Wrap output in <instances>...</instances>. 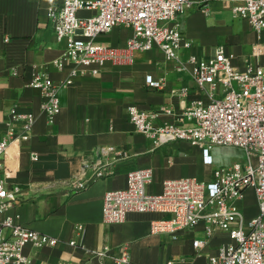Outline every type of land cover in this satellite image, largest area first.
<instances>
[{
    "label": "crops",
    "instance_id": "crops-1",
    "mask_svg": "<svg viewBox=\"0 0 264 264\" xmlns=\"http://www.w3.org/2000/svg\"><path fill=\"white\" fill-rule=\"evenodd\" d=\"M63 1L0 0V137L12 126L16 136L23 131V121L13 120V112L37 116L29 139L19 137L5 152L0 176L9 185L21 187L17 202L6 214H18V221L27 228L60 239L55 246L28 244L25 253L33 264H207L209 256L229 239L226 232L218 230L197 251L193 241L206 236L202 222L176 233L155 234L150 224L165 214L131 211L124 221L107 223L103 220L105 193L124 188L128 172L134 168L153 170L148 191L154 193L161 191L168 178L210 180L215 168L245 161L247 155L225 156L219 149L237 147L217 145L211 150L212 164H207L202 146L196 142L156 144L136 130L127 112L131 104L157 112L154 122L162 124L187 123L182 119L187 105L193 100L210 101L190 72L177 70V61L168 59L157 46L135 51L130 61H109L97 75L83 66L73 72L75 64L69 60L56 66L54 60L63 56L66 42L57 39L49 8L61 6ZM194 1L204 3L209 13L195 6L180 15L181 30L192 41L191 47L180 50L181 57H207L224 45L234 55V66L245 68L256 61L252 51L259 39L246 18L234 15L231 4L220 0ZM132 33L130 27L116 26L96 40L124 48ZM36 69L46 71L60 84L61 111L54 123L48 122L41 109V91L29 86ZM148 74L163 78V87H150ZM183 87H187L185 94ZM167 107L172 109L170 113L164 112ZM111 146L113 151L102 149ZM85 162L103 163V175L87 188L71 192L65 182ZM237 204L247 219L259 212L253 188ZM78 224L83 225L82 230L76 228ZM71 240L77 243L70 244ZM100 251L106 254H98ZM125 254L129 261L118 262Z\"/></svg>",
    "mask_w": 264,
    "mask_h": 264
},
{
    "label": "built area",
    "instance_id": "built-area-1",
    "mask_svg": "<svg viewBox=\"0 0 264 264\" xmlns=\"http://www.w3.org/2000/svg\"><path fill=\"white\" fill-rule=\"evenodd\" d=\"M231 4L234 15L246 18L258 36L253 45L255 62L245 68L232 63L234 55L227 53L224 45L216 47L210 56L189 54L180 56L182 48L192 46L181 30L180 15L197 6L207 14L208 7L194 0H64L61 6H51L49 16L56 37L65 41V52L54 60L62 67L66 60L80 66L93 75L100 73L109 62L130 61L138 50L157 46L168 59L177 61L176 69L188 71L195 83L210 97L209 102L193 100L186 106L183 121L156 124V112L141 110L134 104L127 107L130 121L136 130L153 139L156 144L172 140H188L202 146L204 162L212 164L214 146H235L245 151L244 162L217 167L210 180L185 176L163 181L159 192L148 191L153 170L149 167L134 168L128 172L124 188L109 190L103 203V220L107 223L122 222L131 211H155L165 214L150 224L152 233H176L205 225V238H196L197 251L207 245L218 230L228 235V240L218 246L207 264H264V0H220ZM85 10L90 14H81ZM116 26L132 28L124 48L99 43L96 38ZM152 88H162L163 78L146 76ZM29 86L41 91V109L48 122L54 123L61 111L60 84L49 74L36 69ZM187 87L182 88L185 94ZM170 113L171 108H163ZM13 120L23 121V131L16 136L15 127L0 137V171L9 145L19 137L29 139V132L37 120L33 112H13ZM113 151L114 147L102 148ZM90 170L91 173H90ZM103 175V163L85 162L80 171L72 174L65 185L71 192L87 188ZM253 188L258 200L259 212L247 219L237 204L246 191ZM19 185H9L0 176V264H33L25 253V247L55 246L56 236L29 229L18 221L19 215L6 214L18 200ZM83 229L82 224L76 226ZM71 240L70 244H76ZM105 255L106 252H97ZM129 261L128 255L117 258Z\"/></svg>",
    "mask_w": 264,
    "mask_h": 264
},
{
    "label": "rangeland",
    "instance_id": "rangeland-1",
    "mask_svg": "<svg viewBox=\"0 0 264 264\" xmlns=\"http://www.w3.org/2000/svg\"><path fill=\"white\" fill-rule=\"evenodd\" d=\"M242 151L244 152V154ZM219 152L225 156H241V155L243 156L244 155L242 158L244 157L246 158L245 151L243 149L241 150V148H238V147L237 148H222V149H219ZM206 171L208 170L206 169L203 173H206ZM203 175L205 176L206 174H203Z\"/></svg>",
    "mask_w": 264,
    "mask_h": 264
}]
</instances>
